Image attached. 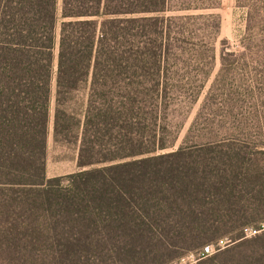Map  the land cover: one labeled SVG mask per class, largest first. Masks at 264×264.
Here are the masks:
<instances>
[{
  "label": "trees",
  "instance_id": "trees-1",
  "mask_svg": "<svg viewBox=\"0 0 264 264\" xmlns=\"http://www.w3.org/2000/svg\"><path fill=\"white\" fill-rule=\"evenodd\" d=\"M220 5L0 0V264H172L169 237L195 251L227 239L198 261L222 264L264 240L248 237L264 223V112L218 118L226 47L178 144L174 115L210 76ZM50 137L77 148V172L47 177ZM222 226L236 237L205 241Z\"/></svg>",
  "mask_w": 264,
  "mask_h": 264
},
{
  "label": "rangeland",
  "instance_id": "rangeland-1",
  "mask_svg": "<svg viewBox=\"0 0 264 264\" xmlns=\"http://www.w3.org/2000/svg\"><path fill=\"white\" fill-rule=\"evenodd\" d=\"M255 8H247L238 3V0H221V5L210 13L217 14L221 20V34L217 40L215 60L210 76L205 81L199 100L190 108L179 110L174 115V122L179 126V143L185 138L191 124L196 118L201 105L210 92L215 79L217 78L222 63L221 50L226 47L227 52L236 53L229 57L227 72L224 73L222 87L220 86L221 99L223 100L219 119L224 122H231L239 119L241 114H248L258 110L262 117L264 112V0H251ZM61 4V0H59ZM252 11V25L254 32L252 40L248 39V13ZM225 41L223 45L222 41ZM243 44L250 45V51L243 52ZM229 70L231 71L229 73ZM253 117H249V120ZM264 120V119H262ZM255 122V121H254ZM49 153L46 163V174L48 178L66 176L79 170L77 164L78 150L74 146H56L52 137L49 139ZM205 241L212 236L224 235L228 238L236 237L237 233L222 226L216 230H211L206 234ZM250 242L246 245L230 247V252L221 257L222 264H248L255 258L264 256V240ZM168 243L175 246L177 257L182 258L183 264H200L197 259L199 251L194 250L191 240L174 241L168 238ZM229 241H221L217 246L210 245L213 250L218 247L225 249ZM208 243H206L207 245ZM205 245V246H206ZM148 252V251H147ZM167 253L164 255L166 256ZM174 254V253H173ZM170 255V253H169ZM174 259V260H175ZM206 261V259L202 260ZM144 264V263H142Z\"/></svg>",
  "mask_w": 264,
  "mask_h": 264
},
{
  "label": "built area",
  "instance_id": "built-area-1",
  "mask_svg": "<svg viewBox=\"0 0 264 264\" xmlns=\"http://www.w3.org/2000/svg\"><path fill=\"white\" fill-rule=\"evenodd\" d=\"M264 231V223L261 224L258 228H250L248 231V237H253L258 235L259 233ZM215 251L213 250L212 246H205L202 250L199 251V253L197 254V259L196 261H200L203 260L205 258H207L208 256L212 255ZM182 259H180L177 262H174L172 264H183L181 262Z\"/></svg>",
  "mask_w": 264,
  "mask_h": 264
}]
</instances>
